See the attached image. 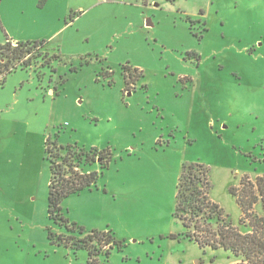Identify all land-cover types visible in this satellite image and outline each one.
<instances>
[{
  "label": "rangeland",
  "instance_id": "rangeland-1",
  "mask_svg": "<svg viewBox=\"0 0 264 264\" xmlns=\"http://www.w3.org/2000/svg\"><path fill=\"white\" fill-rule=\"evenodd\" d=\"M40 3H5L0 25L7 33L0 43L7 36L48 42L33 48L30 66L0 83V261L87 264L88 250L50 237L71 234L48 212L50 140L109 158L104 168L100 159L86 167L98 172L96 184L62 202L70 223L113 235L110 249L93 243L103 251L95 264L235 263L229 251L186 237L175 217L177 186L184 164L206 165L210 197L247 229L230 188L264 174V52L257 46L264 7L231 0Z\"/></svg>",
  "mask_w": 264,
  "mask_h": 264
},
{
  "label": "trees",
  "instance_id": "trees-1",
  "mask_svg": "<svg viewBox=\"0 0 264 264\" xmlns=\"http://www.w3.org/2000/svg\"><path fill=\"white\" fill-rule=\"evenodd\" d=\"M46 43V40L13 43L7 36L6 41L0 43V83L15 68L30 66L34 60L31 59L33 48H41ZM40 56L47 57L45 54ZM51 57L58 58L59 55L54 53ZM46 153L51 164L48 212L56 223L71 233L56 235L51 232L50 237L53 242L88 250L87 264H95L96 255L103 251H99L101 248L96 250L93 243L104 242L110 249L112 243H116L113 235L107 231H88L76 223H70L62 213V202L70 195L96 184L98 172L87 170L86 167L100 159L101 168H104L108 165L109 158L105 151L95 148L77 149L75 146L58 145L50 140L46 142ZM210 188L206 165H183L177 186L175 217L182 221L187 230L186 237L202 248H223L229 251L235 258L233 264H264V174L257 175L254 180L244 176L239 188H230V193L242 210L239 225L247 228L246 230L224 217L220 205L210 197ZM76 234L83 237L79 238ZM109 253L107 250L104 254Z\"/></svg>",
  "mask_w": 264,
  "mask_h": 264
},
{
  "label": "snow or ice",
  "instance_id": "snow-or-ice-1",
  "mask_svg": "<svg viewBox=\"0 0 264 264\" xmlns=\"http://www.w3.org/2000/svg\"><path fill=\"white\" fill-rule=\"evenodd\" d=\"M145 2H147V0H145ZM231 2L233 3V5L235 7H241V8H247V7H251L253 3H256L258 2L262 7H264V0H231ZM5 3H12V4H20L22 7L23 6H31L33 8H36V7H42L43 5L40 3V0H0V25L3 24L4 22V4ZM156 3H159V0H156ZM199 9H200V12L201 14H204V7L203 5H199ZM7 33L6 32H3V31H0V35H6ZM257 46L261 49L262 52H264V30H262L260 32V35L258 37V40H257ZM249 55H251L252 52L255 51V48L252 46V45H249ZM237 55H242L240 53H237ZM175 69H173V74H175ZM109 76H112V75H115V73H109L108 74ZM141 75H143V73H141ZM138 78V77H137ZM99 82V81H97ZM115 83V80H112V84ZM133 84H135V80L133 81ZM111 86V85H109ZM146 86V85H145ZM135 88L133 87L131 91H134ZM131 91H128L127 92V95L131 96ZM95 99L99 102H101L102 106L107 108L108 105L106 103H104L101 98L99 96H96ZM78 102L82 105L86 104V100L84 98L83 95H81L80 97H78ZM123 102V101H122ZM261 104L264 105V96L261 97V100H260ZM91 105L89 104V107ZM125 107H127V105L125 104ZM95 122V121H93ZM132 123V120L131 118H129V124ZM122 132H124L125 130H121ZM130 131L134 134L136 132V129L135 128H131ZM161 139H163V137H161ZM159 142V141H157ZM131 147L130 148H127L126 149V153L128 154H131L132 152L135 151V145H136V142L135 140L131 141ZM105 147H107V145H105ZM103 156V154H102ZM0 264H3V261H0ZM13 264H23V261H19V262H13Z\"/></svg>",
  "mask_w": 264,
  "mask_h": 264
},
{
  "label": "crops",
  "instance_id": "crops-1",
  "mask_svg": "<svg viewBox=\"0 0 264 264\" xmlns=\"http://www.w3.org/2000/svg\"><path fill=\"white\" fill-rule=\"evenodd\" d=\"M9 38V37H8ZM10 39V38H9ZM11 40V39H10Z\"/></svg>",
  "mask_w": 264,
  "mask_h": 264
}]
</instances>
